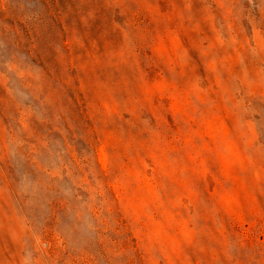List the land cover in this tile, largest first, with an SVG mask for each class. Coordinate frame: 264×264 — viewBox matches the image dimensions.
Masks as SVG:
<instances>
[{"label":"rangeland","instance_id":"rangeland-1","mask_svg":"<svg viewBox=\"0 0 264 264\" xmlns=\"http://www.w3.org/2000/svg\"><path fill=\"white\" fill-rule=\"evenodd\" d=\"M0 264H264V0H0Z\"/></svg>","mask_w":264,"mask_h":264}]
</instances>
